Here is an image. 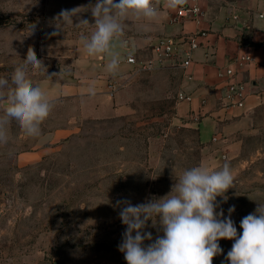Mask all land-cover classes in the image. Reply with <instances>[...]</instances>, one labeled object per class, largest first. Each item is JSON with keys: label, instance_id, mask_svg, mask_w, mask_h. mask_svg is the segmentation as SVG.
<instances>
[{"label": "rangeland", "instance_id": "rangeland-1", "mask_svg": "<svg viewBox=\"0 0 264 264\" xmlns=\"http://www.w3.org/2000/svg\"><path fill=\"white\" fill-rule=\"evenodd\" d=\"M234 1L205 0L203 18H212L219 6ZM95 3L0 0V77L11 83L29 47L48 75L67 69L74 41L94 29L61 25L58 14L81 8L79 17L92 24L89 6ZM170 17L159 0L158 17L130 15L122 38L137 40L145 57L148 44L164 34ZM180 74L172 67L128 68L115 90L127 110L113 118L74 119L68 105L59 101L52 103L38 137H27L15 121L7 124L8 143H0V264H126L118 250L125 226L117 201L128 199L135 205L163 197L185 169L198 165L218 170L230 163L235 185L226 193V203L217 197V212L222 208L226 217L235 205L231 218L242 233V218L257 203L264 204V125L238 135L239 151L229 143L214 144L212 138L202 143L199 118L176 107ZM29 76L33 82L45 75ZM37 151L36 159L26 156ZM146 230L153 239L162 235L158 225ZM233 242L219 241L223 253L213 264H228L224 258Z\"/></svg>", "mask_w": 264, "mask_h": 264}, {"label": "clouds", "instance_id": "clouds-1", "mask_svg": "<svg viewBox=\"0 0 264 264\" xmlns=\"http://www.w3.org/2000/svg\"><path fill=\"white\" fill-rule=\"evenodd\" d=\"M165 3L168 9L176 10L187 0ZM89 8L92 24L79 17L81 8L62 9L57 19L61 25L92 27L90 33H80V43L90 57H110L106 68L115 74L120 56L113 49L123 36V22L130 15L156 19L159 0H96ZM29 72L32 76L43 73L50 81L60 74L48 75L43 61L29 47L23 63L14 68L11 83L0 77V143H8L6 126L10 121H15L27 137L35 138L41 135V125L50 115L52 103L41 87L33 84ZM86 91L90 96L96 94L94 85ZM234 185L229 162L218 170L198 165L185 169L163 197L135 205L128 199L118 200L119 219L125 226L118 250L124 254L126 264H213V258L223 253L219 244L222 239L234 241L224 258L228 264H264V204L257 203L256 210L242 218L239 234L231 218L235 205L228 208L226 217L222 208L217 212V197L226 203V193ZM157 225L162 235L153 239L146 229Z\"/></svg>", "mask_w": 264, "mask_h": 264}, {"label": "crops", "instance_id": "crops-1", "mask_svg": "<svg viewBox=\"0 0 264 264\" xmlns=\"http://www.w3.org/2000/svg\"><path fill=\"white\" fill-rule=\"evenodd\" d=\"M201 4L206 8L205 0H201ZM168 11L171 14L174 10ZM196 28H204L206 33L199 38L201 45L192 51V62L184 72L179 69L180 92L189 96V100H178L177 110L188 116L198 113V136L202 143L215 136L217 140L212 143H229L231 150L239 151L241 140L238 135L256 132L264 125V0H235L231 5L219 6L212 18H202L199 22L169 21L161 36L179 37ZM91 31L88 29V33ZM120 41H123L122 47ZM150 43L143 57L140 56L143 48L137 40L120 37L113 49L119 53L120 64L112 74L106 68L110 57H90L78 38L73 43L68 68H61L56 72L60 74L51 81L44 76L34 79L33 84L41 87L51 103L60 101L67 104L74 119L119 116L126 112L127 107L118 101L116 86L124 79V72L134 67L125 61V56L134 54L137 59L150 57ZM234 54L252 57L250 62L231 64L234 70L232 78L241 84L240 104L234 102L238 96L230 99L224 85V67L227 58ZM110 82L115 85L113 90L108 86ZM93 85L96 94L90 96L86 90ZM40 152H29L26 156L36 159Z\"/></svg>", "mask_w": 264, "mask_h": 264}, {"label": "built area", "instance_id": "built-area-1", "mask_svg": "<svg viewBox=\"0 0 264 264\" xmlns=\"http://www.w3.org/2000/svg\"><path fill=\"white\" fill-rule=\"evenodd\" d=\"M205 8L202 7L201 0H187V3L171 13L170 22H182L191 20L199 22L204 16ZM206 30L204 28H196L192 32H185L179 37L161 36L156 41L150 43V57L137 59L134 54H126L125 61L134 65L136 68L147 69L153 67H172L180 69L183 72L192 62V51L201 45L200 37L204 36ZM181 43L185 44L181 46ZM252 61V57L247 54H234L227 58V65L224 67L223 75L225 76V86L227 95L233 100L234 96L239 99L235 103L240 104L242 98L241 84L233 80L234 70L231 68L232 63ZM110 90L115 88L113 83L108 84ZM179 100H189V96L177 93ZM192 116L198 117V113H193ZM215 136L212 140H215Z\"/></svg>", "mask_w": 264, "mask_h": 264}, {"label": "water", "instance_id": "water-1", "mask_svg": "<svg viewBox=\"0 0 264 264\" xmlns=\"http://www.w3.org/2000/svg\"><path fill=\"white\" fill-rule=\"evenodd\" d=\"M54 264H55V262H54Z\"/></svg>", "mask_w": 264, "mask_h": 264}]
</instances>
